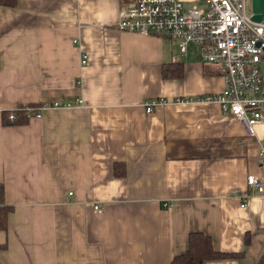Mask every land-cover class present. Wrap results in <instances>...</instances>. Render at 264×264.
<instances>
[{"label": "crops", "instance_id": "obj_1", "mask_svg": "<svg viewBox=\"0 0 264 264\" xmlns=\"http://www.w3.org/2000/svg\"><path fill=\"white\" fill-rule=\"evenodd\" d=\"M122 1L0 5V264H169L190 232L235 255L201 264H264V196L245 183L264 185V104L245 137L199 100L222 90L220 66L117 31Z\"/></svg>", "mask_w": 264, "mask_h": 264}, {"label": "built area", "instance_id": "obj_2", "mask_svg": "<svg viewBox=\"0 0 264 264\" xmlns=\"http://www.w3.org/2000/svg\"><path fill=\"white\" fill-rule=\"evenodd\" d=\"M185 8L180 0H124L117 10L116 30L166 36L183 54L187 44L198 48L199 61L220 66L223 86L219 93L200 98L217 104L224 115L240 125L245 137L253 136V126L261 120L264 104V20L253 22L245 8L249 0H195ZM81 55L79 64H84ZM78 100H76L77 102ZM159 100L141 105L149 113ZM67 106V105H63ZM56 102L21 106L25 117H38L40 111L57 108ZM11 111L7 120L13 121ZM259 162L264 165V145H258ZM246 186L253 194L264 196V185L246 176ZM246 195L240 196L239 206Z\"/></svg>", "mask_w": 264, "mask_h": 264}, {"label": "trees", "instance_id": "obj_3", "mask_svg": "<svg viewBox=\"0 0 264 264\" xmlns=\"http://www.w3.org/2000/svg\"><path fill=\"white\" fill-rule=\"evenodd\" d=\"M15 0H0V5L5 7H13ZM179 71V70H178ZM175 76L178 75L176 71ZM15 119L22 118V111L17 110L14 112ZM122 170L115 172V175H121ZM11 207L5 205L2 200V186L0 185V230H4L6 214L10 211ZM187 243L183 254L174 256L170 259L169 264H201L204 260H214V259H227L228 257H235L231 253H222L218 251H213L210 247L209 238L201 233L190 232L186 236ZM263 261L260 260L258 264H262Z\"/></svg>", "mask_w": 264, "mask_h": 264}, {"label": "water", "instance_id": "obj_4", "mask_svg": "<svg viewBox=\"0 0 264 264\" xmlns=\"http://www.w3.org/2000/svg\"><path fill=\"white\" fill-rule=\"evenodd\" d=\"M249 15L253 22L264 20V0H249Z\"/></svg>", "mask_w": 264, "mask_h": 264}, {"label": "rangeland", "instance_id": "obj_5", "mask_svg": "<svg viewBox=\"0 0 264 264\" xmlns=\"http://www.w3.org/2000/svg\"><path fill=\"white\" fill-rule=\"evenodd\" d=\"M184 7L187 8L188 5H186V6H184ZM245 11H246V13H249V5L246 6ZM262 73H263V77H264V71H263ZM263 88H264V86H263Z\"/></svg>", "mask_w": 264, "mask_h": 264}]
</instances>
